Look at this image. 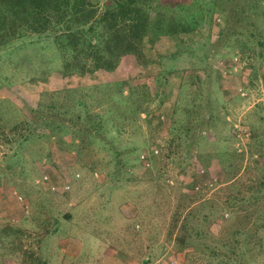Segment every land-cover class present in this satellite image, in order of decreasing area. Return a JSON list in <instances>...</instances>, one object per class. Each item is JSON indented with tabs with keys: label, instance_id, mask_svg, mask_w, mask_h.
<instances>
[{
	"label": "rangeland",
	"instance_id": "rangeland-1",
	"mask_svg": "<svg viewBox=\"0 0 264 264\" xmlns=\"http://www.w3.org/2000/svg\"><path fill=\"white\" fill-rule=\"evenodd\" d=\"M152 2L142 64L62 76L50 38L0 47V264H264V0ZM78 101L113 151L48 127ZM200 202L208 238L177 252Z\"/></svg>",
	"mask_w": 264,
	"mask_h": 264
},
{
	"label": "trees",
	"instance_id": "trees-1",
	"mask_svg": "<svg viewBox=\"0 0 264 264\" xmlns=\"http://www.w3.org/2000/svg\"><path fill=\"white\" fill-rule=\"evenodd\" d=\"M95 2V0H0V47H6L15 40L29 35L50 38L62 57L60 71L62 76H84L95 71L111 72L117 68L122 58L128 55L134 56L138 64H142L147 53L145 38L151 39L152 37L150 15V10L154 6L152 0H109L104 10L99 13ZM74 105L73 108L82 105L83 110L85 109L84 114L81 115L80 111L75 113L76 118L71 121L70 128L58 122L53 125L51 121L48 127H55L53 130L51 127V131L62 134L71 132L72 135H79L83 132L90 138L92 136L100 141L102 146L108 145L107 149L113 151V147L109 146L113 140H104V136H99L100 121L93 120L89 109L86 108V103L78 101ZM55 107L57 106L52 105L49 108ZM39 108H43V105ZM39 108L36 111L33 109V112L35 111V115L45 124L49 118L45 116V113H38ZM116 111L110 112L112 117L119 116V110ZM63 113L67 114V111ZM210 118L212 119V115L209 113L207 119ZM117 128L119 127H114V129ZM109 131L108 127L106 138ZM189 131L190 129H185L187 135ZM59 135L57 138H60ZM111 138L112 135L110 140ZM148 149L149 158L154 162L156 155L152 149ZM231 155H236V152L232 151ZM158 177V173L154 174L150 181L153 182ZM203 205L204 202H200L196 205L197 208H191L186 213L184 227L189 224L187 221L192 219L199 220L202 225L190 234L175 236L174 243L177 246V252L185 247L184 243H188L187 238L191 239V236L208 238L209 223L207 222L213 216L201 213ZM149 209L155 211L156 204L153 201L150 202ZM213 220L219 221L220 219L213 218ZM175 222L173 218L171 224ZM149 223L148 229L153 230L155 223L151 220ZM169 235L171 236L172 232H169ZM247 238L245 243L250 242L251 236Z\"/></svg>",
	"mask_w": 264,
	"mask_h": 264
}]
</instances>
